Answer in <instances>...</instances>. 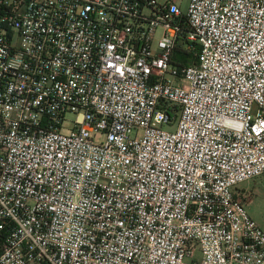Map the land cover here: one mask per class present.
I'll return each mask as SVG.
<instances>
[{
	"label": "built area",
	"instance_id": "built-area-1",
	"mask_svg": "<svg viewBox=\"0 0 264 264\" xmlns=\"http://www.w3.org/2000/svg\"><path fill=\"white\" fill-rule=\"evenodd\" d=\"M263 174L264 0H0V264H264Z\"/></svg>",
	"mask_w": 264,
	"mask_h": 264
},
{
	"label": "rangeland",
	"instance_id": "rangeland-1",
	"mask_svg": "<svg viewBox=\"0 0 264 264\" xmlns=\"http://www.w3.org/2000/svg\"><path fill=\"white\" fill-rule=\"evenodd\" d=\"M174 1L184 13L187 12L191 0ZM163 33L164 29L160 28L157 31V38H161ZM238 192L247 195L246 209L264 231V174L240 184Z\"/></svg>",
	"mask_w": 264,
	"mask_h": 264
},
{
	"label": "trees",
	"instance_id": "trees-1",
	"mask_svg": "<svg viewBox=\"0 0 264 264\" xmlns=\"http://www.w3.org/2000/svg\"><path fill=\"white\" fill-rule=\"evenodd\" d=\"M186 45L188 46L189 43H186ZM180 56H181V61L186 65L194 64L196 62L193 51H189L186 49L184 50V53L181 54Z\"/></svg>",
	"mask_w": 264,
	"mask_h": 264
},
{
	"label": "crops",
	"instance_id": "crops-1",
	"mask_svg": "<svg viewBox=\"0 0 264 264\" xmlns=\"http://www.w3.org/2000/svg\"><path fill=\"white\" fill-rule=\"evenodd\" d=\"M174 3H176L174 0H172Z\"/></svg>",
	"mask_w": 264,
	"mask_h": 264
}]
</instances>
